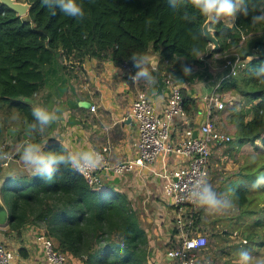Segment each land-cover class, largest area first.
<instances>
[{"label":"trees","instance_id":"1","mask_svg":"<svg viewBox=\"0 0 264 264\" xmlns=\"http://www.w3.org/2000/svg\"><path fill=\"white\" fill-rule=\"evenodd\" d=\"M24 2L29 5L24 17L0 3V108H14L31 122L34 106L28 101L46 83H52L51 77L63 69V58L76 62L108 59L132 65L135 61L129 58L133 54L145 60L156 53L159 62L153 75L161 79L162 71L170 73L181 85L210 78L208 59L225 63L227 54L237 53L246 60L244 67L226 78L221 68L217 90L235 93L250 104L232 114L233 140L239 146L256 139L264 145V84L258 83L264 76L256 75V69L264 63V23L251 22L252 15L264 11V0H248V15L237 14L231 26L223 19L209 22L218 50L212 49L202 35L206 18L192 7V0H183L175 18L164 12L165 0H81L86 15L79 22L59 10L53 15L42 0ZM194 44L201 50L200 58L190 53ZM183 65L190 66L192 72L185 74ZM181 92L185 112L195 117L196 99L186 88ZM219 112L213 110L211 116ZM2 132L0 124V145ZM46 135L45 130L33 137L25 135V139L43 146ZM63 149L54 141L44 146L45 151ZM5 150L9 152L7 145ZM21 170L9 177L13 185L0 191L1 200L10 206L7 230L19 233L29 225H41L56 249L81 264H148L147 233L123 194L102 181L88 184L70 167L62 166L50 181L32 176L25 168L23 173ZM252 174L250 169L246 180ZM251 190L243 183L233 200L242 214L253 217V224L263 226L264 200L260 206H252L254 201L247 196ZM202 214L198 209L194 225Z\"/></svg>","mask_w":264,"mask_h":264},{"label":"crops","instance_id":"2","mask_svg":"<svg viewBox=\"0 0 264 264\" xmlns=\"http://www.w3.org/2000/svg\"><path fill=\"white\" fill-rule=\"evenodd\" d=\"M60 60L63 69H59V74L51 77L49 82L52 83H46L45 88L34 94L28 101L34 107L43 106L49 109L58 107L62 110L60 118L46 129L47 135L42 144L54 141L64 149L73 152L99 150L107 146L111 165L131 159L135 155L137 140L135 123L127 116L132 98L138 90H142L151 98L156 109L161 111L169 92L163 82L166 73L161 72V79L153 75L159 62L157 54L151 53L145 59V74L150 81L148 85L133 84L121 64L108 59L100 61L90 58L82 62L65 58ZM133 73H135V68ZM205 83L206 81L203 80L193 84H181V87L192 93L197 101L198 113L195 117H189L192 122L194 120V125L196 124L193 127L194 130L198 129L205 117L203 96L213 91V87L210 88ZM91 105L95 106L93 111L90 109ZM210 118L213 121L211 113ZM17 129L21 132L19 137L25 138L24 125H18ZM182 131L183 128L178 123L174 125L172 138L178 139ZM19 132L16 131L14 136H18ZM226 145L224 147L223 144H218L213 148L208 176L212 166L211 159L216 154H220L218 157H221L222 162L228 160L225 152L230 147ZM14 161L10 158L8 165L0 170V191L6 182L11 181L9 177L13 174L8 168ZM179 161L180 158L173 155L168 165L176 166ZM242 163H244L243 167H234V171H232L234 168L227 166L228 173L225 172V175L221 177L223 180H218L213 185L217 194L221 192V188L223 189L221 199L225 198V185L228 182L235 185L231 193L232 198L240 185L246 184L247 174L254 162L244 160ZM99 177L102 182L123 194L137 212L140 225L148 237V264H176L166 255V251L178 243L179 232L173 224L174 208L163 196L159 181L148 171L138 168L122 176L104 171ZM198 209H202L203 214L207 211L202 207H197L196 212ZM6 227V225H0V242L12 252L13 264H42V253L35 239L36 233L43 229L42 226L29 225L19 233L7 230ZM195 228V232L208 237L206 248L201 252L197 264H225V214L215 215L213 213V217H208V219L201 216ZM175 230L177 233H174ZM241 243L245 244V239ZM66 264H81V262L67 255Z\"/></svg>","mask_w":264,"mask_h":264},{"label":"built area","instance_id":"3","mask_svg":"<svg viewBox=\"0 0 264 264\" xmlns=\"http://www.w3.org/2000/svg\"><path fill=\"white\" fill-rule=\"evenodd\" d=\"M230 56L231 60H227L222 67L225 71L224 78L236 75L246 63L237 53ZM121 66L132 80L130 77L134 74V64L123 63ZM163 82L169 92L161 111L156 109L151 98L142 90L136 92L127 110V116L132 118L137 129L135 155L111 165L108 147L104 146L95 150L103 158L99 167L74 171L90 185H99V176L104 171L116 176H122L136 168L148 171L159 181L163 196L174 208L173 224L179 232V240L175 248L166 251V255L176 264H197L207 240L202 234L193 231L198 206L192 202L190 193L200 181L206 182L213 148L231 140L210 118L213 110L221 111L226 106V95L217 90V84L210 94L203 96L206 113L194 138L192 120L183 107L181 85L175 82L170 73L165 74ZM90 109L93 111L95 106L91 105ZM177 123L183 131L178 139H173L171 133ZM6 145H0V152H7ZM173 155L179 157L180 161L178 165L170 167L168 162ZM10 158L1 160V167H6ZM35 239L42 253V264H66L67 254L55 248L53 240L45 235L44 229L36 233ZM0 264H13L12 252L1 242Z\"/></svg>","mask_w":264,"mask_h":264},{"label":"clouds","instance_id":"4","mask_svg":"<svg viewBox=\"0 0 264 264\" xmlns=\"http://www.w3.org/2000/svg\"><path fill=\"white\" fill-rule=\"evenodd\" d=\"M42 3L49 9L53 15L57 10L64 16L73 18L76 21H81L85 18V10L81 0H42ZM183 6V0H165L163 10L170 18H175L179 10ZM192 7L205 17L209 22L216 23L220 19H228L235 21L237 14L248 15V0H192ZM251 22L264 23V11H258L252 15ZM205 35V34H202ZM193 39H198L194 36ZM191 55L200 58L201 50L198 45H193L190 49ZM129 59L134 60L135 73L130 77L133 84L148 85L150 84L148 76L145 74L146 61L140 59L136 54H133ZM182 71L185 74H190L192 68L188 65L182 66ZM257 76H264V63L256 69ZM264 84V79L258 81ZM128 85L127 83H124ZM62 115V110L58 107L49 109L48 107L36 106L31 109V122H27L18 112H13L8 117L12 123L8 131L15 134L17 126L24 125V134L28 137H33L34 134H42ZM45 145L39 142L26 141L18 149V158L25 170L31 173L32 176H39L44 180L50 181L57 171L63 167H70L80 171L82 169H90L99 167L102 163V156L95 150H80L68 151L63 149L59 152L45 151ZM9 153L0 152V160L9 159ZM252 161L255 160L253 156ZM256 184H264V172L256 176ZM232 190L229 189V192ZM190 198L198 207L214 214H226L236 210V200L221 199L212 186L204 181H200L193 187ZM236 259L233 264H264V257L253 256L252 253L242 248L235 253Z\"/></svg>","mask_w":264,"mask_h":264},{"label":"rangeland","instance_id":"5","mask_svg":"<svg viewBox=\"0 0 264 264\" xmlns=\"http://www.w3.org/2000/svg\"><path fill=\"white\" fill-rule=\"evenodd\" d=\"M18 1L24 3V0H18ZM223 20L225 24L228 26H231L233 23L231 20L228 19H223ZM230 58H231L230 54H227L225 56V62L227 60H231ZM207 63L210 65L208 72L212 74V76H210V78H208L207 80H204L206 81L205 85L210 88L213 87L212 90H214L215 86L218 84V82L216 81L217 75L219 74L221 68L224 66L225 63H216L213 59H208ZM225 95H226L225 101L227 102V105L223 108V110H221V112L215 113L212 119L218 128H220L222 131L226 132L231 136L232 142L226 145L228 148L230 147L228 151L225 152V156L228 159L226 162H222L220 160L221 157H218L220 154H216L211 159L212 166L210 168L211 170L209 171V176L207 177L206 182L209 184L211 183L210 185L214 189L213 185L215 184V182H217L218 180L222 181L223 179L221 177L225 175V172L228 173V171L226 170L228 169L227 166L232 167V169L234 167L237 168L243 167L244 163L242 162L244 160L252 161L251 158L255 156V160L253 161L254 164L251 168L253 174L249 176V178H247L245 182L251 187V189H253L247 195L249 198H252L254 201V204L252 206L254 205L260 206L262 201L264 200V184H256V176L259 173L264 172V145L262 141L256 139L252 143H245L241 145L242 147L240 148V146L233 140L234 128H233V124L231 123V120L233 118L232 114L236 112L237 109L239 108L242 107L248 108L250 104L247 103L243 98H241L235 93L225 92ZM204 102L205 101L203 97V104ZM231 103H233V106H228ZM13 112H17V111L14 108H10V109L0 108V124L2 125V129H3L1 143L7 144L11 156V160H15L14 162H12L13 164L9 166L8 170L12 172L11 174H17L18 173L17 171H19L20 169H22L21 172L23 173L24 167L22 163L19 161L18 149L21 145H23L26 142V139L19 137V135L21 136V132H19V129H17V131L19 132L18 136H14L15 134L11 135V133L8 131L9 127L12 126L11 122L8 120V117ZM248 118L249 117L247 116L246 120ZM194 123L195 122L193 120L192 122L193 127H195L196 125V124L194 125ZM234 170L235 168L232 171ZM4 185L6 188H8L13 185V182L8 181ZM234 188L235 185L232 182H228L225 185L226 192H225V198L223 199H233L231 193ZM229 189H231L232 191L229 192ZM222 191L223 189L221 188V192ZM221 192L217 194L218 197L220 198L223 195ZM7 206L10 208L8 204ZM202 217L204 219H208V217H213V213L209 211H205L204 214H202ZM252 218L242 214L241 208L237 206H236V210L232 212L230 211L225 214V264H233V261L236 259L235 253L242 248L248 249L253 256L264 257V225L260 226L257 224H253ZM195 227H197V225ZM233 231H235V233H233ZM205 237L208 242V237L207 236ZM243 239H245L246 241L245 244L241 243ZM236 242L238 243L235 244ZM4 247L8 249L5 245Z\"/></svg>","mask_w":264,"mask_h":264},{"label":"water","instance_id":"6","mask_svg":"<svg viewBox=\"0 0 264 264\" xmlns=\"http://www.w3.org/2000/svg\"><path fill=\"white\" fill-rule=\"evenodd\" d=\"M0 3L14 11L18 17H24L27 15L29 10V5L27 3H21L17 0H0ZM202 33L205 34L204 37L208 41V43L211 45V48L214 50H218L219 45L216 37L214 36L213 29L209 26V21L206 19V21L202 25ZM131 119V118H129ZM197 136V131H193V137L195 138ZM49 143L45 144V147L48 146ZM8 211V212H7ZM10 211L8 206H6L3 201L0 198V225H6L8 215Z\"/></svg>","mask_w":264,"mask_h":264}]
</instances>
